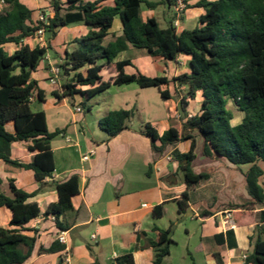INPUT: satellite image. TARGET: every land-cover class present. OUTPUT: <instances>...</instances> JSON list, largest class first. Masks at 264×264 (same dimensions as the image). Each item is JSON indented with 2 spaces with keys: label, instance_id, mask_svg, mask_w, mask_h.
<instances>
[{
  "label": "trees",
  "instance_id": "obj_1",
  "mask_svg": "<svg viewBox=\"0 0 264 264\" xmlns=\"http://www.w3.org/2000/svg\"><path fill=\"white\" fill-rule=\"evenodd\" d=\"M50 1L54 15L48 18L47 25L43 24L49 35L55 37L59 28L78 23L90 28L87 35L73 41L76 48L67 51L59 65L63 79V94H55L59 100L68 98L74 105L77 94L91 99L112 85L133 83L141 88L159 87L162 98L168 100L171 98L169 90H161L162 86L170 84L167 77L127 74L125 68L132 62L116 61V58L129 45L146 50L154 59L177 63L181 55L191 58V72L173 79L177 86L187 88L180 106L182 117L186 119L182 131L171 127L159 135L156 128L147 123L141 133L151 140L152 150L157 155H164L170 147L191 140L188 152L178 149L173 152L187 184L184 200L189 199V191L210 177L209 173L193 170L197 158L194 132L202 139L204 157L214 162L226 161L242 173L251 201L228 204V207L234 210L232 218L236 227L246 225L248 214L261 209L250 237L251 250L245 264H264V186L261 183L264 168L259 164L264 162V0H200L195 6L203 8L205 13L194 29L181 33L175 26V16L167 21L166 27H162L156 17L147 20L142 17L143 5L150 10L159 6L171 10L178 7L180 0H113V5H104L108 0ZM4 4L6 8L0 11V160L32 170L36 181L43 183L52 178L56 169L51 142L61 133L60 130L49 131L45 111L32 109V98L44 101V92L38 82L32 80V73L47 50L28 44L39 28L38 22L32 19L33 11L21 0H4ZM116 18L121 19L124 34L104 44ZM7 44H16L19 48L8 54ZM104 69L114 75L109 81H103L100 75ZM198 94L201 95L200 109L187 118L184 108L187 100L196 99ZM230 102L245 114L237 125L232 124L234 113L229 108ZM131 117L130 111L115 110L99 125L112 138L127 128ZM17 142L29 143L28 149L36 153L31 163L11 158V146ZM244 166L249 167L245 170ZM53 185L58 201L50 204L45 212L37 203L29 202L36 193L19 189L13 181L10 182L11 195L0 191V207H7L13 214L12 228L0 227V264H25L31 257L36 238L24 234V226L31 220L53 216L59 230H67L60 217L74 210L72 197L79 194V177L74 174ZM182 206L183 200L180 210ZM154 214L162 216V213ZM205 214L211 215L210 212ZM173 226L167 230L154 228L159 238L148 243L155 250L154 264H165L164 259L170 254L174 243ZM233 238L232 230L226 233V240L224 235L215 237L219 244L227 241L232 248L236 246ZM63 249L64 246L55 241L49 248L41 247L40 251L54 253ZM215 256L218 264H224L219 252ZM115 264L136 263L133 254H125L117 257Z\"/></svg>",
  "mask_w": 264,
  "mask_h": 264
},
{
  "label": "crops",
  "instance_id": "obj_2",
  "mask_svg": "<svg viewBox=\"0 0 264 264\" xmlns=\"http://www.w3.org/2000/svg\"><path fill=\"white\" fill-rule=\"evenodd\" d=\"M61 1L66 2V0ZM199 1L182 2L184 9L181 14H178V7L171 10L165 9L167 16H175L176 21L179 18V25L176 26L178 33L183 30H192L197 26L200 17L205 13L203 8L195 6ZM21 2L33 11L34 22L38 21L42 12L49 17L54 15L50 0H21ZM113 4V0L104 3V5ZM143 7L144 20L152 17L158 19L156 14L160 6L156 10ZM89 30L85 23H78L59 28L55 37L45 33L47 53L37 70L32 73V80L37 81L44 92V101L35 98L32 103L34 105L42 102L43 108L38 111H45L47 115V109L56 108L58 103L69 102L68 98L59 100L56 97V93L63 94V79L60 77L58 85L51 84L49 81L52 75L51 68L54 65L59 66L66 52L76 48L73 41L87 35ZM123 34L122 21L116 18L104 44L122 37ZM28 44L32 48L38 46L33 36ZM18 48L16 44L5 45L8 54H13ZM124 60L132 62V65L125 68L127 74L141 73L147 77H167L170 80V84L162 86L161 90H169L171 98L167 102H174L175 117L180 114L181 118L180 121L175 119L176 124L172 125L173 116H162L156 122L158 127L155 128L159 135H163L171 127L182 131L186 119L182 117L178 108L181 92L173 79L191 72V58L181 55L177 63L163 58L154 59L146 50L129 45L128 49L116 58V61ZM86 69L82 71L85 72ZM100 75L103 81H109L114 77L105 69ZM113 86L116 85L111 87ZM74 98L71 114L73 122L77 124L80 119L82 120L86 97L77 94ZM196 98H199L201 103V95L198 94ZM187 102L189 107L191 100L188 99ZM79 106L82 111L76 112L75 108ZM88 108L91 109L92 106ZM199 109L200 105L196 113ZM185 111L191 113L189 110ZM110 112L112 110H107L105 117ZM130 124L129 120L127 128L112 138L100 128V125L99 131L92 136H87L83 128L75 127L73 135L69 134L68 129L57 128L56 130L61 131L58 136L63 138L64 142L55 145L53 140L57 136L52 140L56 169L52 178H47L43 183L36 181L32 170L0 160L2 182L0 191L11 195L10 182L13 181L19 189L36 193L29 202L37 203L42 212H45L50 204L58 201V193L53 182H62L74 174L79 177V194L72 197L74 210L60 217V222L67 230L60 231L53 216L47 218L39 216L24 226L26 229L24 234L36 238L31 257L25 264H115V259L125 254H133L136 264H154L155 250L148 246L149 241H156L159 238L154 228L167 230L172 224L174 226L171 238L174 243L170 254L164 259L165 264H218L215 256L218 252L224 264H245L246 259L243 256L250 254V237L254 234L256 217L261 209L248 214L246 225L235 226L232 218L234 210H230L228 204L251 201L242 173L226 161L214 162L204 157L201 147L203 161L197 164L199 156L195 151L197 158L194 161L193 170L195 173H209L210 177L200 182L194 190L189 191V199L184 200L183 196L188 191L184 173L180 170L179 163L175 159L169 161L168 156H173V152L177 149L182 153L188 152L191 148V140L170 147L164 155H157L152 150L151 140L142 134L141 130H137ZM187 142L189 147L184 151L182 146ZM28 146L29 143L12 144L11 158L26 164L31 163L36 153L31 152ZM157 146H160V142H157ZM91 150H95L96 154L89 161H83V156ZM208 161L212 162L211 164L224 165V173L222 171L213 173L210 163L205 164ZM228 171L233 174L228 175L226 173ZM263 178L264 176L261 183L264 186ZM238 193L242 195L241 200ZM182 200L183 206L180 210ZM155 207L158 208L155 210ZM154 212L162 213V216L156 217ZM207 212L211 215H206ZM188 214H191L192 219L197 223L186 230L185 241L182 243L175 238V226ZM12 217L10 209L0 207V227L12 228L10 226ZM166 219L168 222L165 224ZM229 230L234 232L233 240L236 246L233 248L228 246L227 241L225 244H219L215 239L216 235H224L226 240V233ZM62 233H66L68 238V244L63 245V250L54 253L40 251L41 247L49 248L58 241V236ZM66 248L71 254L69 263L64 259Z\"/></svg>",
  "mask_w": 264,
  "mask_h": 264
},
{
  "label": "rangeland",
  "instance_id": "obj_3",
  "mask_svg": "<svg viewBox=\"0 0 264 264\" xmlns=\"http://www.w3.org/2000/svg\"><path fill=\"white\" fill-rule=\"evenodd\" d=\"M6 5L0 1V11L5 9ZM143 8H147L145 5ZM163 6H160V9L158 10V13L156 14L158 19L160 20V24L162 27H165L167 25V21L171 19V15L167 16V12ZM42 10V9H40ZM43 14L45 12H42ZM178 14H181L179 12ZM139 51V50H138ZM165 87V86H164ZM180 95H186L187 94V88L184 90H180ZM169 100V99H168ZM168 100H165L162 98L160 93L159 87H150V88H141L137 84H133L130 86H113L107 91L95 96L92 99H88L86 97V105L84 107V112L82 114V120L80 119L77 124L73 122V116L71 114V105L68 104L69 102H62L58 103V106L56 108H49L47 109V115H48V128L51 132H55L57 128L61 129H68L69 134L73 135V131L75 127L77 128H83L87 136H92L95 132L99 131V123L100 121L105 117L107 110H127L130 111L132 114V117L130 118V125L136 128L137 130L144 129L146 123H151L154 127L157 126V121L162 116L163 117H171L173 116V119H171L172 125L176 124V120L180 121L178 118L175 117L176 109L173 107L174 102ZM191 100V105L188 107V104L184 107L185 110H189L192 114H196V111L199 108L200 105V99L196 98L194 100ZM178 108L180 112L182 113V110L180 106L181 99L179 98V104ZM92 106L91 109L88 107ZM43 105L42 102H38L34 105H32V109L34 111L42 110ZM229 108L234 113V119L232 121L233 125L239 124L245 114L238 110V108L230 102ZM85 119L83 120V118ZM176 119V120H175ZM180 125L179 122L177 124ZM144 126V127H142ZM183 129V127H182ZM195 137L197 138V148L196 152L198 154V160L197 164L201 163L203 161V156L201 155V147H202V139L198 137V133H194ZM188 141V140H186ZM54 144L57 145L59 143H63V138L57 136L53 140ZM185 142V141H183ZM186 151V149L189 147V142L184 143L182 146ZM210 163V169L212 172L216 171H222L225 169L224 165L222 164H211L212 162L208 161L205 162V164ZM259 164L264 168V162L260 161ZM202 164L200 165V167ZM209 167V166H207ZM249 167V166H244ZM228 175H232L230 171L226 172ZM227 175V176H228ZM264 181V178H263ZM239 194V199L242 198V195ZM241 200V199H240ZM168 222V219L165 220V224ZM196 221L192 219V215L188 214L184 220H181L180 223H178L175 226V238L176 240H179L180 242L185 241L186 237V230L193 225H196Z\"/></svg>",
  "mask_w": 264,
  "mask_h": 264
},
{
  "label": "built area",
  "instance_id": "obj_4",
  "mask_svg": "<svg viewBox=\"0 0 264 264\" xmlns=\"http://www.w3.org/2000/svg\"><path fill=\"white\" fill-rule=\"evenodd\" d=\"M2 3H4V0H1ZM183 1L180 0L179 1V4H178V12H181L183 9H184V5L182 3ZM49 16L46 15V14H43L41 13L38 17V25H39V28L37 31H35L34 35H33V39L36 40V43L38 45V47H41V48H46V40H45V33H46V28L44 25H47L49 20H48ZM41 23V24H40ZM44 24V25H43ZM179 25V18L177 19V21L175 22V26H178ZM51 71H52V75L51 77L49 78V81L51 84L53 85H58L59 84V81H60V77H61V69L59 66H52L51 68ZM179 91L180 90H184L186 87L185 86H177ZM182 96L181 95V99H182ZM32 101L35 100V98H32L31 99ZM76 112H81L82 111V108L79 106V107H76L75 108ZM194 114L192 113H188V116L187 118H191ZM176 118L180 119L181 118V115L180 114H177L176 115ZM96 152L95 150H91L89 153L85 154L82 158L83 161H89L91 159V157L93 155H95ZM168 160L169 161H172L174 160V157L172 155H169L168 156ZM58 241L62 244V245H67L68 244V238L66 236V233H62L58 236ZM64 259L67 263L70 262V259H71V254H70V251L66 248L65 251H64ZM244 259L247 258L246 255L243 256Z\"/></svg>",
  "mask_w": 264,
  "mask_h": 264
},
{
  "label": "water",
  "instance_id": "obj_5",
  "mask_svg": "<svg viewBox=\"0 0 264 264\" xmlns=\"http://www.w3.org/2000/svg\"><path fill=\"white\" fill-rule=\"evenodd\" d=\"M105 222H106V220H105ZM102 223V222H101Z\"/></svg>",
  "mask_w": 264,
  "mask_h": 264
}]
</instances>
